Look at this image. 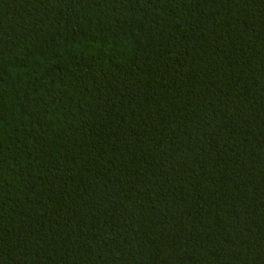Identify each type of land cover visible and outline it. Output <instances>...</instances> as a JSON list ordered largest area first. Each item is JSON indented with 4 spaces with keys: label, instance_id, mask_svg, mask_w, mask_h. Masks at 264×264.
<instances>
[{
    "label": "trees",
    "instance_id": "trees-1",
    "mask_svg": "<svg viewBox=\"0 0 264 264\" xmlns=\"http://www.w3.org/2000/svg\"><path fill=\"white\" fill-rule=\"evenodd\" d=\"M0 264H264V0H0Z\"/></svg>",
    "mask_w": 264,
    "mask_h": 264
}]
</instances>
